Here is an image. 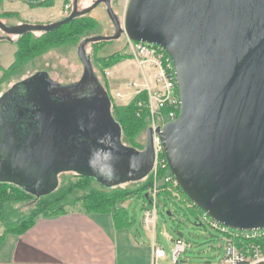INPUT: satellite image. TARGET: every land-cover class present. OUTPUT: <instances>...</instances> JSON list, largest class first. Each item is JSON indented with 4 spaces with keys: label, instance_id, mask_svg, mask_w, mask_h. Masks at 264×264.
I'll return each instance as SVG.
<instances>
[{
    "label": "water",
    "instance_id": "water-1",
    "mask_svg": "<svg viewBox=\"0 0 264 264\" xmlns=\"http://www.w3.org/2000/svg\"><path fill=\"white\" fill-rule=\"evenodd\" d=\"M73 1L70 13L56 22L7 26L0 21L5 34L50 31L103 2L115 28L110 37L93 36L79 44L86 74L80 82L60 86L40 70L0 95V183L39 198L57 188L63 172L106 187L150 172L151 129L144 150L122 144L108 95L98 84L103 97L75 99L88 106L107 101L106 115L101 103L96 122L83 118L84 128L99 126L92 128L98 146L81 152L71 131L77 116L62 93L91 79L84 43L123 33L129 40L160 46L172 60L179 112L157 133L179 189L218 224L241 231L264 229V0H127L122 24L110 0H95L83 10ZM51 89L60 90L59 96ZM96 151L102 159H87ZM138 157L147 166H138Z\"/></svg>",
    "mask_w": 264,
    "mask_h": 264
},
{
    "label": "rangeland",
    "instance_id": "rangeland-1",
    "mask_svg": "<svg viewBox=\"0 0 264 264\" xmlns=\"http://www.w3.org/2000/svg\"><path fill=\"white\" fill-rule=\"evenodd\" d=\"M94 1L95 0H77V10L90 7ZM73 2V0H49L48 3L30 5L25 0H0V21L7 26H14L22 23L48 24L56 22L67 14L63 12L64 5L67 3L70 4L71 11ZM110 3L115 16L119 23L122 24L127 0H110ZM85 15L92 18L95 24L90 32L66 44L55 46L45 53L34 56L30 60H25L7 71L5 68L13 61L15 44L6 38L10 37L12 41H15L19 36L17 34H5L0 29V95L17 81L40 70L46 71L50 78L60 86L72 85L85 79V68L79 58L77 50L79 44L84 39L93 36L110 37L115 33L114 25L103 2L97 4ZM33 33L37 36L40 35L41 32L35 31ZM128 47V38L123 33L115 39L84 43L83 50L84 54L88 57L92 76L87 85L83 84L79 91L82 97H92L98 100L103 97L100 94V88L102 90L104 89L110 96L115 90L121 91L126 95L131 94V89L128 88V84L132 80H135L139 85L154 86L153 81L149 82V80H145L141 77L134 59L129 55ZM110 56H115L110 60L111 65L102 68L97 62V59H104ZM139 96L144 97L142 100L148 99L146 91L137 95V97ZM109 105L111 113H113L114 106H116L117 103L111 102ZM106 112L107 105L105 109L101 111V114L106 115ZM113 117L121 123L119 114L116 110L114 111ZM148 124L147 117V127L143 129L140 128L133 139L127 137L129 134H126L125 129L121 130V142L127 147H132L140 151L145 149ZM143 158L144 157H138L136 159L140 167H143V163L147 166ZM158 160L159 168L157 175L159 172L171 175L167 164L164 165V162L162 163L163 160L166 161L165 156L164 159ZM129 161L131 160L129 159ZM162 164L164 166L161 167ZM150 173H153L152 168L147 175L142 176L136 181L123 183L120 186H112L113 188L103 187L110 188V190L128 192V195H131L136 190L141 189V186H146L147 177ZM68 180L73 182L79 181L73 173L63 172L59 174L58 185ZM156 182L159 188L157 198L159 193L167 192V194H170L172 197V200L165 205V199L163 197H159V200L157 199V213L154 228L150 227L147 229L143 224V207L146 206V203L141 194L139 195V193H136L129 198H126V196L123 200L118 201L114 207L113 211L118 213L116 209L120 208V206H124L130 217V225L127 227L128 230L119 232L122 238L120 242L117 243L118 264H133L136 261L141 263L148 260L151 251L152 237L156 245L162 247L167 255L165 259L159 261L158 264H173L169 260V255L173 246V241L176 238H181L188 244L186 251L180 255L179 264H217L224 253L225 241L222 234L207 223L202 222V224H195L196 216H200L201 213L194 210L192 207L194 205L186 198L178 186L169 191L166 186H161L163 184L162 178L157 177ZM88 184L96 189L102 186L100 183L93 180ZM153 185L148 189L147 193L149 194L146 193L149 200ZM17 205L19 213H25L30 208L29 203H20ZM99 215H101L98 216L100 219L111 218L109 213ZM126 235H129V239H127ZM256 239L258 238H251L249 241L258 246L264 253V243H255L254 240ZM248 254L251 255L249 251Z\"/></svg>",
    "mask_w": 264,
    "mask_h": 264
},
{
    "label": "trees",
    "instance_id": "trees-1",
    "mask_svg": "<svg viewBox=\"0 0 264 264\" xmlns=\"http://www.w3.org/2000/svg\"><path fill=\"white\" fill-rule=\"evenodd\" d=\"M48 2L49 0H42L38 3L28 4L38 5ZM94 25L93 19L84 14L55 29L42 31L40 35L37 36L33 33L35 31H27L23 34H19V37L15 41H12V39L9 40L15 44V50L13 52V61L5 68L6 71L25 60H30L36 55L45 53L55 46H61L75 40L79 36L90 32L94 28ZM114 57L115 56H110L104 59L99 58L97 59V62L102 68H104L111 65L110 60ZM139 99H144V97H135L127 105H116L114 106L113 113H111L113 116L115 110L118 112L121 123L114 117L113 119L118 123L120 130L125 129L126 134H129L127 135L129 139H133L140 128L143 129L147 127L148 111L146 107L139 109L137 106V101ZM138 110H140L139 115H137ZM163 174L164 172H159L158 177L162 178ZM76 178H78L79 181H63L53 192L39 198H35L14 185L0 183V224L3 227V231L0 234V242L6 233H24L39 217H54L73 211L86 214L110 213L118 227L130 225V217L124 206H120V208L116 209L118 213L113 211L116 203L123 200L126 196V198H129L132 195L139 193V195L141 194L143 196V200L146 203V206L143 207L144 210L145 207L149 205V197L147 195L149 194L147 193L148 189L152 187L154 182L153 173H150L147 177L148 180L146 186L143 185L140 187L141 189L128 195V192L110 190V188L103 186L96 189L88 184L92 180L95 181L92 178L80 176H76ZM161 186L164 185L162 184ZM159 197L165 199V205L172 200V197L170 194H167V192L159 193L158 200ZM20 203H29L30 208L27 212L19 213L17 204ZM192 207L196 212L203 213L199 208L195 206ZM199 218L200 216H196L195 224H202ZM254 242L262 244V242L264 243V238L261 237L254 240Z\"/></svg>",
    "mask_w": 264,
    "mask_h": 264
},
{
    "label": "built area",
    "instance_id": "built-area-1",
    "mask_svg": "<svg viewBox=\"0 0 264 264\" xmlns=\"http://www.w3.org/2000/svg\"><path fill=\"white\" fill-rule=\"evenodd\" d=\"M63 12L66 14L70 11V4H65ZM129 55L134 59L141 77L145 80L153 81L154 86L139 85L135 80L130 81L128 88L131 89V94H123L121 91H113L111 99L117 105H127L137 95L143 91L147 92V100H138L137 106L139 109L146 107L148 114V129L152 130V145L154 152L153 176L154 185L150 193L149 205L143 210L142 221L144 226L149 229L154 228L156 220V202L159 188L156 179L159 166L158 159H164L162 143L160 141L157 129H162L163 126L174 120L179 112V97L176 86L173 64L170 56L166 51L158 45L135 42L128 39ZM121 101V102H118ZM138 110L137 115L140 114ZM164 165H166V161ZM163 164L161 165L164 166ZM163 185L167 190L177 187V184L172 175L163 174ZM199 220L207 223L219 231L224 238V253L217 264H260L264 263V253L258 246L250 242L251 238L264 237V229L241 231L225 227L216 223L209 218L205 213L200 215ZM188 244L181 238H176L173 241V246L169 255V260L173 264H179L180 255L186 251ZM248 251L251 255L248 254ZM165 250L156 245L154 238L151 241L150 264H158L159 261L166 257Z\"/></svg>",
    "mask_w": 264,
    "mask_h": 264
},
{
    "label": "crops",
    "instance_id": "crops-1",
    "mask_svg": "<svg viewBox=\"0 0 264 264\" xmlns=\"http://www.w3.org/2000/svg\"><path fill=\"white\" fill-rule=\"evenodd\" d=\"M99 214L106 213L39 217L22 234L6 233L0 242V264H118L119 232L129 225L118 227L110 213L108 219ZM149 263L150 255L133 264Z\"/></svg>",
    "mask_w": 264,
    "mask_h": 264
},
{
    "label": "flooded vegetation",
    "instance_id": "flooded-vegetation-1",
    "mask_svg": "<svg viewBox=\"0 0 264 264\" xmlns=\"http://www.w3.org/2000/svg\"><path fill=\"white\" fill-rule=\"evenodd\" d=\"M85 85H87V83ZM81 88L82 87H80V88H74V87L68 88V89H65L62 93L64 94L66 92L67 97L69 98V100H71L70 102H68L69 107H72L74 109V114L77 116V121L71 125V131L74 134V136L76 135V138L79 140V144L76 145V147H78L81 152H84L85 146L86 147L90 146V147L95 148V149L97 148L98 144H96V143L98 141L97 140L98 136H97V132L92 130V128L95 127L98 129L99 126L97 124H95L93 127H89L88 129H86V128H84L83 123H82L83 118L88 117V119L90 121L96 122V120H97V117H96L97 113L96 112L100 110V109L97 110L96 108H99V107L101 108L102 105L104 107H106L107 101L106 100L101 101L102 105H101V103H98L96 106H88L86 103H84V101L75 100L76 98H79V96L81 99L83 98L81 93L79 92L81 90ZM51 91H53L54 95L59 96L60 90L51 89ZM107 95H108V100H109V104H110L113 101L111 99L110 94L107 93ZM69 100L66 99V101H69ZM88 107H90V108H88ZM109 112L111 115V108L109 109ZM111 117L113 119L112 115H111ZM114 122H116V120H114ZM109 123L112 126L113 123H111V122H109ZM108 132H110V130H108ZM110 138L113 139V135ZM119 138H121V134H120ZM120 141H121V139H120ZM99 154L96 151L94 154L88 156L87 159H102V156ZM153 163H154V161H153ZM70 173H73L74 175L78 176L74 172H70ZM58 177H59V175H58ZM130 182H133V181H130ZM121 184H123V183H121ZM121 184L115 185V186H120Z\"/></svg>",
    "mask_w": 264,
    "mask_h": 264
}]
</instances>
